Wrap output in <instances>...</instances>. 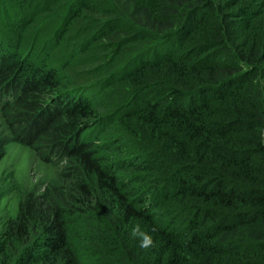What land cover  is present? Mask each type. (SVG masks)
I'll list each match as a JSON object with an SVG mask.
<instances>
[{
	"label": "trees",
	"instance_id": "obj_1",
	"mask_svg": "<svg viewBox=\"0 0 264 264\" xmlns=\"http://www.w3.org/2000/svg\"><path fill=\"white\" fill-rule=\"evenodd\" d=\"M0 112V264H264V0H0Z\"/></svg>",
	"mask_w": 264,
	"mask_h": 264
},
{
	"label": "rangeland",
	"instance_id": "obj_2",
	"mask_svg": "<svg viewBox=\"0 0 264 264\" xmlns=\"http://www.w3.org/2000/svg\"><path fill=\"white\" fill-rule=\"evenodd\" d=\"M21 126L19 118L0 112V137L7 139L6 155L0 162V232L3 221L16 216L21 196L31 191L41 192L56 179L61 167L54 156V161H49L48 155L22 142L25 135L20 131Z\"/></svg>",
	"mask_w": 264,
	"mask_h": 264
},
{
	"label": "clouds",
	"instance_id": "obj_3",
	"mask_svg": "<svg viewBox=\"0 0 264 264\" xmlns=\"http://www.w3.org/2000/svg\"><path fill=\"white\" fill-rule=\"evenodd\" d=\"M136 234H137V229H133V233H132V235L133 236H136ZM150 244H152V240H151V238L149 237V238H146L143 242H142V247L143 246H146V245H150Z\"/></svg>",
	"mask_w": 264,
	"mask_h": 264
}]
</instances>
